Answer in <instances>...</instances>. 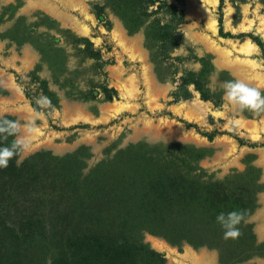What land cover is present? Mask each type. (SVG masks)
I'll return each instance as SVG.
<instances>
[{"label":"rangeland","instance_id":"374dc122","mask_svg":"<svg viewBox=\"0 0 264 264\" xmlns=\"http://www.w3.org/2000/svg\"><path fill=\"white\" fill-rule=\"evenodd\" d=\"M166 1L183 18L176 28L179 43L164 53L145 45L146 22L130 31L106 0H0V117L24 122L35 98L46 95L44 85L57 98L51 101L55 111L37 121L31 152L18 154L15 163L42 151L63 155L85 145L90 153L86 172L131 143L195 148L203 154L197 162L176 148L178 164L185 157L219 181L248 171L255 176L254 206L243 224L257 243L263 242L264 113L241 112L228 104L220 84L231 77L264 91V0ZM163 11L148 21L160 16L164 22L168 14ZM87 41L99 58L86 56ZM206 55L213 70L205 85L208 98L202 99L181 79L198 71V58ZM28 191L10 195L17 211L12 200L0 207V264H44L39 247L25 253L13 243L22 236L25 216L46 209ZM31 224L39 227L33 218ZM142 241L166 264L179 263L157 247L160 243L177 254L190 251L203 264H223L215 248L171 245L147 232ZM244 263L264 264V256L253 255Z\"/></svg>","mask_w":264,"mask_h":264},{"label":"trees","instance_id":"16d2710c","mask_svg":"<svg viewBox=\"0 0 264 264\" xmlns=\"http://www.w3.org/2000/svg\"><path fill=\"white\" fill-rule=\"evenodd\" d=\"M105 3L125 20L130 31L146 22L145 45L149 49L167 53L179 43L176 28L183 16L166 0ZM154 3L155 9L148 12ZM162 10L168 14L164 22L160 16L148 21ZM91 46L87 41L86 56L99 58ZM210 59L209 55L198 58L199 70L189 71L181 79L184 85L192 84L202 99L208 98L205 85L213 70ZM43 87L46 96L56 102L54 93ZM103 91L110 99V89ZM176 148L195 162L203 155L181 145L137 142L117 149L86 172L83 169L90 153L85 145L63 155L42 151L25 158L19 166L13 158L6 169H0V207L12 200V193L25 194L28 190L34 192L37 203L46 206L38 215L25 216L20 226L22 236L13 241L14 246L24 247L25 253L39 247L44 264L49 260L51 264H166L162 254L142 241L147 232L171 245L185 242L192 247L215 248L223 264H246L248 257L264 256V241L257 243L250 226L243 224L254 206L255 176L248 171L215 180L204 176L195 162L184 161L185 157L181 159L183 165L178 164ZM12 205L17 211L14 200ZM233 210L245 214L238 226L241 235L225 240L216 217ZM32 218L39 227L32 226Z\"/></svg>","mask_w":264,"mask_h":264},{"label":"clouds","instance_id":"9594fccd","mask_svg":"<svg viewBox=\"0 0 264 264\" xmlns=\"http://www.w3.org/2000/svg\"><path fill=\"white\" fill-rule=\"evenodd\" d=\"M220 87L223 89L224 101L239 111L248 110L257 115L264 113V93L260 88L242 79L223 81ZM35 105L36 107L31 110L30 116L24 122L19 119L0 117V169H6L9 162L18 154L31 152L33 141L39 131L37 121L55 111L51 99L43 94L35 98ZM9 137L13 138L11 144L8 143ZM16 163L19 166L22 160L17 159ZM244 216V212L238 210L217 215L216 220L223 229L225 240L239 238L241 233L238 226L244 220ZM48 264H51V260Z\"/></svg>","mask_w":264,"mask_h":264},{"label":"bare ground","instance_id":"6f19581e","mask_svg":"<svg viewBox=\"0 0 264 264\" xmlns=\"http://www.w3.org/2000/svg\"><path fill=\"white\" fill-rule=\"evenodd\" d=\"M159 249L164 250L169 253V255L175 259L179 264H186L185 261L191 263V264H203V259L197 258L194 256V254L190 251H186L183 254H177L173 250H171L169 247H167L165 244L160 243L157 246ZM210 260V258H208ZM200 260V261H199ZM205 260V259H204ZM204 262H207L206 260ZM210 262V261H209ZM212 263V262H211ZM209 263V264H211Z\"/></svg>","mask_w":264,"mask_h":264}]
</instances>
